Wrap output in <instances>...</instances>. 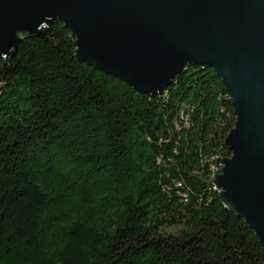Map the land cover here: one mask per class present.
I'll return each instance as SVG.
<instances>
[{
	"label": "trees",
	"instance_id": "obj_1",
	"mask_svg": "<svg viewBox=\"0 0 264 264\" xmlns=\"http://www.w3.org/2000/svg\"><path fill=\"white\" fill-rule=\"evenodd\" d=\"M73 42L56 20L0 64V264H264L213 183L235 123L214 71L148 97Z\"/></svg>",
	"mask_w": 264,
	"mask_h": 264
},
{
	"label": "water",
	"instance_id": "obj_2",
	"mask_svg": "<svg viewBox=\"0 0 264 264\" xmlns=\"http://www.w3.org/2000/svg\"><path fill=\"white\" fill-rule=\"evenodd\" d=\"M56 20L80 62L148 97L186 66L214 71L235 123L213 183L264 252V0H0L1 67Z\"/></svg>",
	"mask_w": 264,
	"mask_h": 264
}]
</instances>
